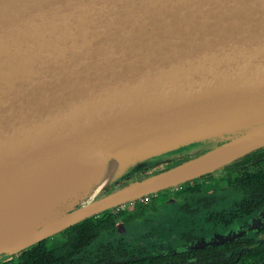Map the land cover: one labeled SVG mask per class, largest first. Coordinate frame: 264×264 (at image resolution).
Returning <instances> with one entry per match:
<instances>
[{
	"label": "water",
	"instance_id": "obj_1",
	"mask_svg": "<svg viewBox=\"0 0 264 264\" xmlns=\"http://www.w3.org/2000/svg\"><path fill=\"white\" fill-rule=\"evenodd\" d=\"M203 144L213 146L79 206L130 169ZM263 145L264 0H0V209L133 148L101 186L76 175L49 223L23 243L0 240V255Z\"/></svg>",
	"mask_w": 264,
	"mask_h": 264
},
{
	"label": "flooded vegetation",
	"instance_id": "obj_2",
	"mask_svg": "<svg viewBox=\"0 0 264 264\" xmlns=\"http://www.w3.org/2000/svg\"><path fill=\"white\" fill-rule=\"evenodd\" d=\"M192 150L178 151L165 163H143L125 178L142 180L204 153L205 147ZM196 183L200 190H190ZM141 198V204L107 210L116 216L99 246H107L110 256L137 264H242L246 258L264 264V145L211 173ZM92 253L95 260L102 254Z\"/></svg>",
	"mask_w": 264,
	"mask_h": 264
},
{
	"label": "bare ground",
	"instance_id": "obj_3",
	"mask_svg": "<svg viewBox=\"0 0 264 264\" xmlns=\"http://www.w3.org/2000/svg\"><path fill=\"white\" fill-rule=\"evenodd\" d=\"M229 127V126H228ZM132 147H120L96 156L79 168L70 170L66 175L54 178L34 189L25 196L0 209V240L25 242L39 227L48 224L49 217L69 191L74 188L76 175L83 174L89 183L101 186L111 178L114 172L126 162L132 154ZM235 153L227 147L216 153L218 158L229 157ZM94 172V173H92ZM93 174V178L90 175ZM166 178L165 180H167ZM73 181V183H72ZM32 229V230H31Z\"/></svg>",
	"mask_w": 264,
	"mask_h": 264
},
{
	"label": "trees",
	"instance_id": "obj_4",
	"mask_svg": "<svg viewBox=\"0 0 264 264\" xmlns=\"http://www.w3.org/2000/svg\"><path fill=\"white\" fill-rule=\"evenodd\" d=\"M190 190L199 191L200 185L196 183ZM115 216L106 211L98 217L81 221L17 254H1L0 264H137L131 261H120V258L110 256L112 253H109L107 246H99L102 242V234L113 227ZM49 241L54 243L53 246L56 249L52 255L49 254ZM92 251H101L102 254L96 255L95 260L92 258ZM263 253L264 251L261 254ZM251 261L253 260L246 258L241 263L251 264Z\"/></svg>",
	"mask_w": 264,
	"mask_h": 264
},
{
	"label": "rangeland",
	"instance_id": "obj_5",
	"mask_svg": "<svg viewBox=\"0 0 264 264\" xmlns=\"http://www.w3.org/2000/svg\"><path fill=\"white\" fill-rule=\"evenodd\" d=\"M220 142V141H219ZM213 144H203V145H198L197 147H195L194 148V151H196V150H199L200 148H202V147H205V150H204V152H206L207 150H209L210 148H208V147H211ZM182 151V150H181ZM193 151V150H192ZM178 152V151H177ZM177 152H170V153H167L166 155H160V156H158L156 159H152V160H148V161H146L145 163V165H147V164H149L148 165V167L150 166V162L152 163V162H159V164H161V163H165V162H167V160H168V158H170L171 157V155H173V154H175V153H177ZM185 152H188V151H186L185 150ZM198 152V151H197ZM196 152V153H197ZM190 156V155H189ZM195 156V155H194ZM143 164V163H142ZM141 166H143V165H139V166H137V167H141ZM136 167V168H137ZM135 168H133V169H130L125 175H123V177H121V178H119V180L118 181H116V182H114L113 184H116V183H118L119 181H120V185H118V187H116L114 190H116V189H118V188H121V186L123 185V184H127V183H129V179H128V177L127 178H125V176L128 174V173H130L132 170H134ZM133 180V179H132ZM112 184V185H113ZM111 185V186H112ZM114 190H110L109 192H113ZM94 198V197H93ZM91 200H92V198H86L84 201H82L80 204H79V206H83V205H85L86 203H88V202H91ZM125 207V206H124ZM127 208V207H126ZM104 241L105 242H107L108 241V238H104ZM53 245H54V243H52L51 241H49V243H48V246H49V249H50V252L51 253H54V252H56V249L53 247ZM93 252V251H92ZM98 252V251H97Z\"/></svg>",
	"mask_w": 264,
	"mask_h": 264
},
{
	"label": "built area",
	"instance_id": "obj_6",
	"mask_svg": "<svg viewBox=\"0 0 264 264\" xmlns=\"http://www.w3.org/2000/svg\"><path fill=\"white\" fill-rule=\"evenodd\" d=\"M142 200H143L142 198H138V199H135V200H132V201L126 203V204L123 205V206H127V205H129V206H130V205H135L136 203H140Z\"/></svg>",
	"mask_w": 264,
	"mask_h": 264
}]
</instances>
